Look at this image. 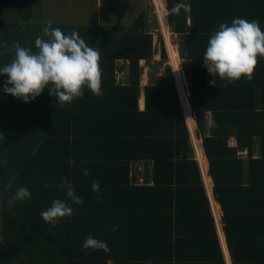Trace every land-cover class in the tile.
Returning <instances> with one entry per match:
<instances>
[{"label":"trees","instance_id":"1","mask_svg":"<svg viewBox=\"0 0 264 264\" xmlns=\"http://www.w3.org/2000/svg\"><path fill=\"white\" fill-rule=\"evenodd\" d=\"M34 1L26 3V20L33 16ZM167 1L168 26L174 34L185 37L182 59L191 61L192 66L190 102L198 127L203 131L208 109L204 105H210L211 101L203 53L211 35L219 30V25L229 24L227 18L234 14L243 16L246 7L232 6L230 2L234 0H187L190 11L182 9L175 14L171 13V8L183 0ZM2 3L0 6L4 7ZM161 4L162 0L158 1V5ZM259 11L264 14V8ZM189 18L191 26L188 25ZM148 25L144 15L125 27L52 25L66 35L77 31L89 46L100 50L102 95L99 97L85 87L82 98L61 107L57 98L50 96L46 88L35 100L25 103L3 91L8 77L0 76V264H107V259L102 258L103 250L89 249L86 255L82 245L86 236H92L108 242L112 251L114 242L120 239V233L112 231L110 240L102 234L106 233L104 228L110 233L108 226L116 223L115 213L92 214L84 202L79 213L73 210L72 216L61 219L55 226L45 224L39 213L50 207L55 199L65 201L64 197L54 196L59 190L55 184L59 183L57 178L67 175L69 168H66V164H69L71 154L74 151L82 152L88 146L104 142L111 144L117 134L111 135L109 132L117 133L120 128L127 134L123 135V141L128 143L129 152H134L135 147L143 158L153 155L161 173L171 175L174 169H185L183 165L190 150V133L174 78L169 79L165 86H148L146 111L138 110L143 73L140 63L144 61L150 64L158 52ZM46 26L33 24L22 33L20 39L4 36L1 28L0 67L14 58V52L9 50L14 43L18 42L21 47L30 48L33 52L38 51L35 39L43 35ZM159 41L163 59L166 60L161 35ZM167 48L170 52L171 46L167 45ZM257 59L259 61L261 58ZM119 61L129 62L128 86H121L117 82ZM183 78L185 80L184 75ZM242 78L239 80L242 85L219 86L216 91L222 97L236 96L239 109L232 113H217L214 117L220 129L230 124L236 131L220 134L214 129L212 136L204 140L210 160L209 176L214 182L215 198L222 207L223 230L234 264H248L250 258L244 255H251L247 253L252 248L264 255V73L251 84L245 77ZM257 94L263 97L261 111H256L254 103ZM230 136L237 137L238 148L228 146ZM258 142L261 153L255 158L254 147ZM73 144H82V147H74V150ZM243 148L249 149L246 160L238 156V150ZM96 152L100 155H91L83 162L86 169L95 171L100 177L129 174L127 163L125 167L119 163L108 165L103 160L102 151H90L91 154ZM173 152L178 156L184 153V162L178 160L174 164L170 159ZM187 162L190 166L186 167L195 169L199 176L197 162ZM103 184L99 183L100 189ZM114 184L119 186L118 182ZM189 184H202V181H189ZM91 185L88 184V187L91 188ZM20 186L28 188L31 198L17 201L9 207L11 195ZM127 186L131 190L139 189ZM201 190L205 192L204 187ZM249 264H264V258L260 257Z\"/></svg>","mask_w":264,"mask_h":264},{"label":"crops","instance_id":"2","mask_svg":"<svg viewBox=\"0 0 264 264\" xmlns=\"http://www.w3.org/2000/svg\"><path fill=\"white\" fill-rule=\"evenodd\" d=\"M27 1L29 0H19L18 2L0 0V3L3 2L2 5L4 6H0V33L1 28H3L4 36L9 38L8 35H11V39H20L22 33H25L28 27L33 26V24L44 26L49 21L52 22V25L64 26L125 27L132 25L141 15H144L147 23L151 25V18H154L156 16L154 14L157 12L159 19L157 22L155 17L156 24H161L162 33L164 32L170 37L167 26L163 22L164 4L157 6L155 0H35L33 16L30 20H26L25 6ZM164 2H166L168 13V1L164 0ZM230 3L238 8L245 6L246 14H243V16L231 14L233 17L227 18L229 25L233 19L243 18L249 21H258L261 29L264 30V14H260L259 11L260 8H264V0H234ZM90 13L91 16L89 17ZM259 14L260 16H258ZM191 23V18H189L188 25L191 26ZM5 26L7 29H5ZM149 33L154 36L152 31L149 30ZM171 33L177 39V47L171 45V51L169 52L171 70L166 68V71L162 73V69L158 64L153 62L147 64L144 61L140 63L143 73L140 80L138 110L141 112L146 111V88L148 86H165L168 84L169 79L174 78L190 133V150L188 149V158L185 162L183 161L185 158L184 153L178 156L173 152L170 159L174 164L178 160L183 161L185 169H174L171 175L163 171L162 173L159 172L153 155H150V158H143L140 154L138 155L139 149L135 147L134 152H129L128 143L123 141L125 139L123 135L126 136L127 134L118 128L117 133L109 132L111 135L117 134L114 141L111 140V144L104 142L93 145L94 147L88 146L82 151L83 153L74 151L71 154L73 164L70 166L67 163L66 168H69L66 170L67 175H62V178L66 177L68 182L74 186L76 195L80 196L83 203L86 202L90 207V213H115L114 220H116V223H113V226H108L109 230L111 229L110 233L104 228L106 233L102 234V236H108L110 240L114 226L117 227L116 232L120 233L118 236L120 239L114 242L112 251L102 254V258L107 259V264H223V260L225 264L235 263L227 247L223 230L222 207L215 198L214 182L212 177L209 176L210 160L206 154L204 140L212 136L214 129L220 134L236 131L235 127L230 124L227 128L223 127L221 129L218 124H215V127L208 126V120L212 119L214 121L217 113H232L234 110L239 109L235 99L236 96L230 95L229 98L219 96L216 92L217 88L224 86L226 82L218 76L213 77L207 71V87L210 88L211 101L210 105H204L208 107L205 112V127L203 131H200L198 124L194 121L196 123L195 129L191 128L185 114L171 59L172 56L176 57L179 54L178 65L180 68L182 66L181 62H184L185 78L188 82L187 98L192 115L195 117L194 120H196V113L190 102L191 61L182 59L185 49V37L174 34L172 30ZM260 58L254 70L253 79L249 84L264 73V57ZM143 64L147 67L142 66ZM129 70V62H118L117 82L119 85H129ZM214 80L215 86L210 83ZM245 80L247 79L245 78ZM239 85H242L239 81L227 84L230 87ZM262 101L261 94L255 95L256 111H261ZM132 128L138 129L137 127ZM228 146L238 148L239 142L236 136L228 138ZM74 147L78 149L82 147V144H73L72 148L74 149ZM254 148V156L257 158L261 153L259 142L256 143ZM93 150L102 151L103 160L108 165L119 163V165L122 164L125 167L127 163L129 174L119 173L117 176L106 175L100 177L95 171L87 169L90 175L85 176L83 174V170L87 168L83 163L86 161L85 159L91 155H100L97 152L91 154L90 151ZM145 152L148 153L147 150ZM200 153L203 160L200 158ZM238 156L245 160L248 159L249 149H239ZM191 160L197 162L200 171L199 176L196 174L195 169L186 167L190 166L187 161ZM62 178H57L59 183L55 185L59 190L54 193V196L66 198L64 199L65 202H69L73 210L79 213L78 210L79 208L82 209L83 205L74 204L67 197L66 192L60 188ZM94 180L104 183L99 193H94L92 187H88V184H92ZM196 180H201L202 184H189V181L194 182ZM114 182H118L121 188L115 186ZM127 185L139 189L131 190L127 188L129 187ZM122 187L126 189L122 190ZM143 187L145 189H142ZM203 187L205 192L201 190ZM97 195L102 196V199L98 201ZM245 228L250 229L251 227ZM101 240L105 241L102 238ZM106 243L108 244V242ZM77 247L75 248L76 251L78 250ZM258 252V249L252 248L247 253V255H251H244L245 258H250V261H247L248 264L259 260L260 257L264 258V255H260ZM106 259H104L105 262Z\"/></svg>","mask_w":264,"mask_h":264},{"label":"clouds","instance_id":"3","mask_svg":"<svg viewBox=\"0 0 264 264\" xmlns=\"http://www.w3.org/2000/svg\"><path fill=\"white\" fill-rule=\"evenodd\" d=\"M182 9L185 12L190 11L187 0L178 2L170 11L179 14ZM35 48L38 51L33 52L30 48L21 47L18 42L11 45L9 50L14 52V58L0 67V76L8 77L3 88L7 95L28 103L48 88L50 96H55L61 107L82 98L85 87L97 97L102 95L100 50L89 46L77 31L66 35L60 28H53L52 22L49 21L43 29V35L36 37ZM258 57H264V30L256 20L235 18L230 25L221 23L219 30L211 35L203 55V65L210 75L218 76L227 86L242 77L250 82ZM210 83L215 86V80ZM208 126L216 125L209 119ZM72 164L73 161L70 160L69 165ZM83 174L90 175L87 169L83 170ZM91 187L94 193H99L98 181L94 180ZM60 188L66 192L72 203H83L66 177L62 178ZM30 198L31 192L28 188L20 186L11 195L9 207L17 201L23 202ZM100 199L102 196L97 195V200ZM72 215L71 205L60 199L53 200L50 207L39 213L45 224L52 226ZM112 230L116 231L117 227L114 226ZM82 248L86 255L89 249L103 250L106 253L110 251L105 241L92 236L84 240Z\"/></svg>","mask_w":264,"mask_h":264},{"label":"rangeland","instance_id":"4","mask_svg":"<svg viewBox=\"0 0 264 264\" xmlns=\"http://www.w3.org/2000/svg\"><path fill=\"white\" fill-rule=\"evenodd\" d=\"M158 1H160V0H155V3H156V5L158 6ZM162 3L164 4V8H165V15H164V22H165V25L167 26V29H168V31H169V33H170V42H171V44H172V46L173 47H177V39L175 38V36L171 33V30H169L170 29V27L168 26V24H167V17H168V13H167V9H166V2H164V0H162ZM154 13H155V11H154ZM158 13L156 12V14H154V15H156L155 17H156V20H157V22H158V19H159V17H158V15H157ZM91 16V13H90V15H89V17ZM154 17V16H153ZM155 17L154 18H151V21H150V23H151V25L149 24L148 26H149V29H150V31H152V33L154 34V45H155V47L157 48V54L155 55V58H154V60H153V63L154 64H158L160 67H161V69H162V73L163 72H165L166 71V68H170V70L172 69L171 68V64H170V62H169V60H170V56H169V51H168V48H167V40H166V38H165V34H164V32L162 33V28H161V24H159V23H157L156 24V21L154 20L155 19ZM75 21H76V19H74ZM159 35H161L162 36V38H163V41H164V47H165V52H166V56H167V59L165 60V59H163V56H162V54H161V52H162V49H161V43H160V41H159ZM178 53V52H177ZM179 55V54H178ZM179 59H180V57H179ZM180 61H182V60H180ZM145 64H143L142 66H144ZM181 68H182V71H183V75H184V77H185V68H184V62L182 61L181 62ZM170 66V67H169ZM145 67H147L146 65H145ZM164 75H165V73H164ZM178 81V80H177ZM186 85V86H185ZM177 86H178V83H177ZM184 90L187 92L188 91V82L186 81V78H185V80H184ZM179 87V86H178ZM187 117V116H186ZM189 118L187 117V120H188ZM195 119V117H194V115H193V118H192V121H193V126H194V129H195V125H196V123H197V121L196 120H194ZM196 123H195V122ZM188 122H189V120H188Z\"/></svg>","mask_w":264,"mask_h":264},{"label":"bare ground","instance_id":"5","mask_svg":"<svg viewBox=\"0 0 264 264\" xmlns=\"http://www.w3.org/2000/svg\"><path fill=\"white\" fill-rule=\"evenodd\" d=\"M163 22H164V20H163ZM165 35H166L165 38L167 40L166 43H168V45L171 46L172 44L170 42L169 35L168 34H165ZM171 60H172V64H173V70H174V73H175L174 76H176V78L178 80L177 83H178V86H179V89H180L181 99H182V102H183V105H184V108H185V114L189 118L188 120H189V124H190L191 128H194L193 121H192V118H193L192 110H191L190 104L188 102L187 92L184 90V86H183L184 85V78H183L182 70H181L180 66L178 65L179 58H178V56H176V57L172 56ZM193 134H194V132H193ZM199 151L201 152V150H199ZM200 155H201V157H200L201 160H203L201 153H200Z\"/></svg>","mask_w":264,"mask_h":264}]
</instances>
